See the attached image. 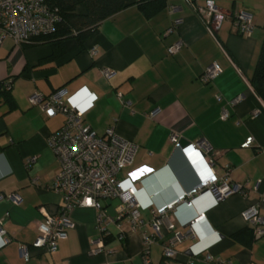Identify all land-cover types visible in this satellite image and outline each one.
<instances>
[{"label": "crops", "instance_id": "0c3cea01", "mask_svg": "<svg viewBox=\"0 0 264 264\" xmlns=\"http://www.w3.org/2000/svg\"><path fill=\"white\" fill-rule=\"evenodd\" d=\"M139 1L130 0L128 8L105 20L94 35L82 41L64 40L65 50L55 58L47 42L16 46L6 37L0 43V84L12 81L9 94L14 101L11 108L0 96V264H144V234L155 241L150 260L163 264V247L174 232L185 234L190 226L194 236L175 247L177 264H264V237H257L241 216L259 203L264 191V103L250 82L264 39V0H213L227 15L215 34L186 0H163L167 7L152 17L141 10ZM240 11L254 18L250 37L239 32L235 14ZM87 12L83 4L74 10L79 15ZM174 19L182 22L175 32L166 34ZM180 41L182 49L169 55L167 49ZM93 48L98 50L95 57ZM213 64L221 67V74L210 84L202 83L200 77ZM105 68L116 72L111 80L103 77ZM61 87L71 93L84 89L96 97L84 122L98 135L113 127L139 146L133 166L119 178H131L137 188L143 224L133 230L125 215L109 225L107 254L91 253L92 242L100 237L98 212L92 208L74 211V227L55 253L33 247L44 213L57 214L63 203L54 190L61 164L48 139L63 126L64 118L45 117L29 98L36 92L50 95ZM156 110L153 119L149 114ZM172 134L183 145L200 142L211 147L208 157L218 176L230 171L234 184L262 180L260 190L238 193L222 202L202 192L191 207H176L174 231L164 227L157 235L151 226L154 208L198 184L190 162L170 142ZM249 137H254V144L243 149ZM33 157L36 161L30 163ZM119 204V199L106 201L108 216H117ZM200 214L206 219L191 225ZM247 230L253 233L250 246L233 239ZM23 248L28 249V261Z\"/></svg>", "mask_w": 264, "mask_h": 264}, {"label": "built area", "instance_id": "2783aa9c", "mask_svg": "<svg viewBox=\"0 0 264 264\" xmlns=\"http://www.w3.org/2000/svg\"><path fill=\"white\" fill-rule=\"evenodd\" d=\"M58 0H0V43L6 37L13 39L15 45H25L35 38L52 34L57 25L62 21V15ZM191 3L196 13L206 23L212 34H215L227 19V15L219 10L213 0H206L204 4H198L197 0H186ZM197 3V4H196ZM174 9H172L173 11ZM239 32L243 36H252L255 22L252 15L240 11L235 14ZM182 20L174 19L172 27L166 34L176 31ZM183 43L176 42L167 52L174 56L182 49ZM98 54L97 48L91 50L92 57ZM222 72L218 64L208 67L200 80L204 84L212 83ZM102 75L106 80H111L116 72L105 68ZM5 89L11 90L12 81H7ZM123 99L121 93L118 94ZM221 99V96H217ZM96 97L84 89L71 93L66 87H61L50 95L40 92L30 96L29 101L37 106L47 118L62 116L63 126L49 136L48 143L56 158L61 164V171L54 185V190L61 195L63 203L57 214L44 213V221L38 226L39 236L33 244L36 249H46L49 253H55L58 243L68 238V232L74 227L72 215L77 208H92L97 210V225L100 233L99 239L92 242L91 253L93 255L107 254L105 240L109 235L108 226L121 221L125 215H129L131 227L137 230L143 221L141 220L140 204L136 200L137 188L131 178L120 180L119 175L125 169L133 166L139 146L132 141L119 136L113 127L106 130L103 136L98 135L91 127L85 124L84 116L92 108ZM238 98L232 104L240 101ZM126 106L131 102L124 101ZM151 118H156L158 110L151 112ZM222 118H228L227 110L222 111ZM170 142L175 148L180 149L197 177L198 184L192 190L185 192L172 202L154 208L151 226L157 235H160L164 227L174 231L172 213L178 205L192 206V200L202 192H210L217 202H222L235 194L247 195L248 191L258 192L263 184L262 180L252 183L250 180L244 184H234L230 179V171L225 176H218L212 169L213 160L209 153L212 148L205 143L183 145L176 134H172ZM254 144V137H249L242 144V148H250ZM218 156L219 153H214ZM33 157L30 163H34ZM38 179L34 180V184ZM119 199L117 216L112 218L104 210L106 201ZM264 191L261 193L257 205L246 208L241 216L250 226L257 237H264ZM206 219L205 214L198 215L191 225L200 223ZM121 227V226H119ZM194 232L190 226L187 233L174 232L170 241L163 247V264H177L175 247L185 238L193 237ZM124 238L123 235L120 236ZM9 240H4L7 244ZM144 264H153L149 258L150 246L155 242L152 237L144 234ZM24 258L29 260L28 249L23 248ZM111 253V252H110ZM208 260L212 259L207 256Z\"/></svg>", "mask_w": 264, "mask_h": 264}, {"label": "trees", "instance_id": "16d2710c", "mask_svg": "<svg viewBox=\"0 0 264 264\" xmlns=\"http://www.w3.org/2000/svg\"><path fill=\"white\" fill-rule=\"evenodd\" d=\"M129 2L130 0H58L56 4L60 9L62 21L52 34L39 36L30 43L47 42L52 46V57H58L65 50L64 40L73 37L82 41L94 35L105 20L128 8ZM138 3L147 17H152L167 7V3L163 0H140ZM81 4L87 7L88 12L83 15L74 13L76 6ZM250 82L256 95L264 103V39ZM5 84L6 82L0 84V96L13 108L14 101L10 97V90L5 89ZM233 239L250 246L253 233L247 230L234 234Z\"/></svg>", "mask_w": 264, "mask_h": 264}, {"label": "rangeland", "instance_id": "374dc122", "mask_svg": "<svg viewBox=\"0 0 264 264\" xmlns=\"http://www.w3.org/2000/svg\"><path fill=\"white\" fill-rule=\"evenodd\" d=\"M0 36H1V32H0ZM12 39V38H11ZM13 40V39H12ZM16 46H19V45H16ZM30 102V101H29ZM31 104V103H30Z\"/></svg>", "mask_w": 264, "mask_h": 264}]
</instances>
